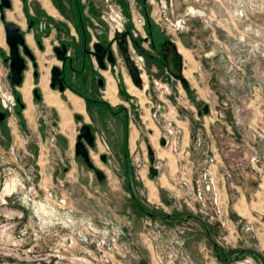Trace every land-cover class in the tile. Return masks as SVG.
Listing matches in <instances>:
<instances>
[{"label":"rangeland","instance_id":"374dc122","mask_svg":"<svg viewBox=\"0 0 264 264\" xmlns=\"http://www.w3.org/2000/svg\"><path fill=\"white\" fill-rule=\"evenodd\" d=\"M92 1L93 8L97 13L102 7L105 8L104 0ZM132 1L139 2V0H112V3L116 4V7H112L119 15H122V18L125 17L126 27L136 30L129 8ZM176 1L182 14L187 8L186 5L200 10L203 6L208 5L207 2L211 3V0ZM111 15L113 16L111 24L119 25L122 22L113 12ZM195 17L189 18L190 30L181 33L190 32L194 26L208 33V42L203 43L202 47L205 44L215 47L212 54L220 66L216 68L210 62L214 66L210 68L211 77L215 80L218 76L224 78L225 83L229 86L228 91L239 86L240 104L245 105L244 111L239 114L241 116L239 125L233 124L229 112L226 113L225 120L213 123L220 124L230 139H236L237 135L240 139L247 137L251 128L261 121L264 111V56L260 55V52L264 50V45L259 43L250 45L249 60L242 62L238 69L229 70V66L222 62L220 48H222L221 44L226 42L225 39L233 41V36L223 33L221 28L218 30L219 32L217 31L221 37L212 36L211 28L200 20V16L196 15ZM254 21L257 24L256 28L261 31L259 36L255 37L257 39L255 41L263 42L264 12H260ZM0 24L1 90L8 95L10 103H12L14 98L10 96L9 69L5 63L9 47L1 21ZM24 28H26L25 25ZM146 32L153 37L152 44L157 49L159 43L170 39L153 23L146 22ZM251 33L257 34V32ZM175 37L176 35L173 39ZM36 52L42 70V66L46 65L43 58L45 57L47 60L51 54L48 51L43 56L37 49ZM205 53V50L196 51L194 56L201 61ZM130 54L132 59L140 57L132 47ZM137 60L138 66L145 65L144 72L141 70L143 85L148 87L145 95H139V90L136 87L133 89L131 83L132 89L125 85L121 76L119 79L121 80V91L128 87L130 92L137 95L136 97L134 95V98H139L140 104L150 105V112L142 111V117L134 115L137 122H142L140 126L144 127L148 122L156 124L152 117L153 106L157 104L159 96L161 99L165 97L164 94L156 97L161 93V89H157L151 82L149 78L151 73L163 84L167 83L171 96L175 91V96H173L176 98L175 103L179 101V104H182V107L178 109L179 114H183L192 121V141L197 135L205 138L206 126H204L205 122L201 118V114L204 113L202 111L204 106H207L209 110L210 105L193 95L189 87L184 89L179 81L181 93L177 94L174 87L176 81L162 73L163 65L158 60L157 62L146 61L144 57ZM152 66L155 68H149ZM117 69L118 72L125 75L127 80L130 79L122 56L119 58ZM31 71H33V67L29 62L27 73L32 77L33 86L30 89V94L33 96L32 89L40 90V88ZM186 76L189 77L187 72ZM231 80H233L232 83ZM130 82H132L131 79ZM24 86L17 91L21 99L26 98L23 93ZM214 86L216 85L214 84ZM147 92L150 94L148 95ZM226 93H224L225 96ZM59 96L61 105L54 103L46 105L41 100L43 105L35 113L33 121L29 120L30 123L26 122L23 114L19 122L17 119L18 128L20 126L25 128L26 134L31 138L27 144L12 145L14 136L11 133L13 134L17 126L8 124L7 118L5 122H0V264H264L262 252L255 251L252 247V240L256 237V232L260 227L259 222L264 221V216L258 214L255 216V220L236 219L232 209L234 198L232 190H236L237 185L244 184L242 176L229 169L223 171L224 187H226L224 196L230 200L226 209L224 208L223 231L215 224L212 227L201 218L197 210H192L185 203V190L179 184L178 173L174 177V181L181 190L180 196L175 193H166L167 191L164 189L154 191L152 186H148L156 181V178L149 180L148 175L146 176L147 170L142 173V176H137L131 160L124 152V154H120L121 157H124L120 161L121 163L113 160L114 150L107 142L106 135L103 136V134L100 135L101 141L99 140L100 150L104 151L107 158L111 159L110 162L116 164L112 167L115 175L111 174V177L107 178L106 176L104 180L98 181L94 172L88 169L81 158L74 154L76 135L82 123L74 117L78 113L76 111L78 109L70 101L71 94H60ZM187 99L193 104L192 111L185 108L186 105L183 101H187ZM223 100H220L218 105L211 107L212 110L219 108ZM252 103L257 104L261 111L260 120L254 124L246 122L245 112L249 104ZM84 104L86 110L91 114V118L85 117L86 122H91L94 125V107L92 103L85 100ZM120 106L118 104L116 107L111 105L109 107L118 111L117 108ZM16 110H19L18 105L15 106ZM63 110L69 115L67 125L63 124ZM200 110L202 113L198 116ZM161 114L160 119L163 117L170 119L163 112ZM205 116H208L212 123L209 114ZM156 126L158 125L156 124ZM66 136L70 139L69 143ZM143 147L146 155L147 148L144 145ZM154 147H158L157 142H154ZM92 161L103 172L108 171L99 156L94 154ZM147 161L148 164L149 160L147 159ZM199 162L200 159H198ZM198 167L196 165L195 170ZM195 170L191 172L192 177ZM226 173H229L230 177H227ZM259 187H264V183H261ZM158 195L164 203L163 207L157 203ZM177 213H181V215H176ZM165 215L175 216V219H168ZM189 215L195 217L192 219L187 217ZM202 222L208 224L211 231H219L218 234L214 233L210 235L211 237L206 236L205 231H201ZM237 226H240L242 230V234H240L242 239L240 240L243 241L241 244L243 249L234 248L235 244L230 237L231 230ZM177 251L181 252V255L177 254Z\"/></svg>","mask_w":264,"mask_h":264},{"label":"crops","instance_id":"0c3cea01","mask_svg":"<svg viewBox=\"0 0 264 264\" xmlns=\"http://www.w3.org/2000/svg\"><path fill=\"white\" fill-rule=\"evenodd\" d=\"M22 27H24V25H22ZM207 35H208L207 32H204L201 28L194 26V28L188 33H179V35H177L173 39V43L175 44L177 48V52L181 57V61H182L181 73L184 76V78H186L189 89L192 91L193 95H196L197 98H200L203 102L209 104L210 107H214L220 103V100H223L225 96L224 93L228 91L229 86L225 83L224 78L218 76L217 79L215 80L210 75V73L212 72L210 70L211 66L215 65L216 68H219L220 66L217 63V61L214 59L212 54L214 53L215 47L207 46L206 44L203 45L202 47L203 43H205L206 41L208 42L209 37L207 38ZM26 40L29 47L33 50L37 59L38 56L36 52L37 48L31 33L26 34ZM45 44L47 49L46 52L49 51V53L51 54L49 43L46 41ZM200 50H205L206 52L203 55L201 61L196 59L195 58L196 56H194V53L196 51L199 52ZM46 52L42 53L39 51V53L40 54L42 53L43 56L44 54H46ZM43 60H44L43 62L46 65L42 66L43 69L41 70L40 69L41 64L37 59L39 65L38 68L40 70V78L37 83V86H39L43 98L41 100L43 103L45 102L46 105H48V103L61 105V102L59 100L60 93L58 91L52 90L49 86V81H50L49 67L51 64L54 63V60L53 58L50 60H46L45 57L43 58ZM210 62H212L213 65H211ZM149 68L154 69L155 67L152 66ZM27 70L25 71V78H24L25 86L23 88L24 97H26L25 99L23 98L25 107L22 111V114L26 122H29V120L33 121V117H35V113L40 109V107H42L43 104L41 100L37 101L33 99L34 97L32 96V94H30V89L33 86L32 83L33 81L31 75L27 73ZM162 71L164 75H167L172 80L176 81L174 87L176 93L180 94L181 88L180 85L178 84V80L174 79L167 72V69L165 67H163ZM186 72L189 74V77L186 76ZM119 74L117 76H113L110 75L107 71L104 72L106 87L104 89L103 98L111 106L116 107L119 104L123 106L125 110L124 112L116 111L115 113H113L106 110L102 106L99 105L93 106L94 107L93 118H95L94 121L95 124L93 125L91 122L90 124L92 126L93 132L96 135V148L94 150H91V159L94 154L99 156V158L102 154H104L103 153L104 151L102 152V150H100L99 140L101 139L100 136L101 134H103V136L106 135L105 138L107 142L111 145L112 149L114 150L113 160H115L117 163L122 161V159H124V157L120 156V154H122L123 152L130 159L131 155L136 151H140L141 154H145L143 150L144 148L143 145L146 146V148L147 146H150L155 153L154 165L158 168V175L155 177L156 181H154L152 184H149L148 187L152 186V189L154 191L157 189L159 190L164 189L165 191H167L166 193L169 194L175 193L177 196H180L181 190L178 188L176 182L174 181V177L178 172L176 157L172 152H170V150L166 145L165 146L160 145L159 141L162 138L160 128L156 126L154 122H148L144 125V127H141L140 123L142 122L141 121L137 122L136 117H134V115L141 116L144 111L146 113L150 112V105H146L147 103H145L144 105H142V103L140 104L139 98H134V95L135 97L137 95L134 94L133 92H130L131 90L128 87L123 89L124 91H121L122 90L120 86L121 83L118 84L120 80L118 78L122 77V80L125 83V85L129 86L131 89L132 86L133 89L134 87H136V89L139 90V95H145V92L147 91L148 87L143 85L142 88H138L137 86H134L133 82H130L131 78L127 80V78L123 73L119 72ZM130 83L132 84V86ZM142 84H144V81L142 82ZM214 84L216 86H214ZM19 89L21 90V87ZM238 91L241 92L239 89ZM67 94H71L70 101L72 102V104H74L75 108L78 109L76 111L78 113L84 114L86 117V108L83 98L77 96L76 94L70 92L69 90H66L63 93V95H67ZM147 94L149 95L150 92H147ZM162 94H164L165 96L163 99H161L159 96ZM158 96L159 98H157L158 100L157 103L160 104V111L166 114L171 120H173L178 126L182 128L183 148L185 150H188L192 144L191 119L187 118L183 114L182 115L179 114L178 109L182 107L181 106L182 104H179L178 101L175 103L176 98L173 97L175 96V91H173L172 96L170 94H165L163 92L157 94L156 97ZM189 102L188 99L187 101H183V103L186 105L185 108L189 109V111H192L193 104L191 102L190 104H188ZM144 108L145 110H143ZM245 112L247 116L246 122L248 123L254 124L257 121H259L261 118V111L259 109V106L255 103L249 104V107L245 110ZM204 114L205 115L208 114L206 113L201 114L202 115L201 118H203L205 122L204 126H206L205 140L216 157V164L214 165V171L218 177V180H220L219 184L223 195L226 193L225 190L226 187H224V177H223V171L225 169H229L236 172L237 174H239V176H242V179L244 180L243 185L239 184L237 185L236 190H232V196L234 197L232 201V209L234 215L237 217L236 219L244 218L247 220H255V216L258 214H262L264 216V187H259L257 172L249 161V157H250L249 149L241 144L240 138L237 137L239 135L236 136V139L235 138L230 139V136H228V134L223 130L220 124L213 122L211 123L208 119V116L206 117ZM68 116L69 115L67 114V112L63 110L62 117H63L64 125L68 124V119H69ZM96 116L97 117L99 116V118H97ZM198 116H200V114H198ZM7 121L8 124H12V125L15 124L13 125L14 127L17 126L16 124H18L17 121L11 119V115L10 117L9 116L7 117ZM11 121L13 122L11 123ZM144 132L146 133V135ZM26 133L27 132L25 131V128L21 126L18 128L17 126V128L14 129L13 134L11 133V135L14 136L11 143H14L18 146L23 145L24 143H23L22 135L23 134L27 135ZM67 140L69 143L70 139L68 138ZM154 142H157L158 147H154ZM183 158L186 164V176L190 178L191 172L195 170V166L197 165L199 158L194 154L193 155L186 154ZM110 160L111 159H109V157L107 158V156L105 162L101 160L103 164L106 165V167L108 168L107 172H109L107 173L102 171L104 173V179L106 178V176L107 178L111 177V174L115 175L113 174L112 167L115 166L116 164H113L112 162H110ZM147 175L148 172H146V176ZM156 200L158 201L157 202L158 205L163 207L164 203L159 198V195L157 196ZM228 201H230L229 198ZM192 214L195 213L192 212ZM193 217L195 216L191 215L190 218L193 219ZM259 225L260 227L256 232V237L252 240V247L255 251L262 252V255L264 256V221L259 222ZM213 226L214 225H212V227ZM201 231L204 232V229L202 227H201ZM218 232L219 231H212V235L214 233L218 234ZM240 234H242V230L240 229V226L234 227L230 232L231 240L235 244L234 248L237 249L239 248L243 249L241 248L242 247L241 244L243 243V241L240 240L242 239Z\"/></svg>","mask_w":264,"mask_h":264},{"label":"built area","instance_id":"2783aa9c","mask_svg":"<svg viewBox=\"0 0 264 264\" xmlns=\"http://www.w3.org/2000/svg\"><path fill=\"white\" fill-rule=\"evenodd\" d=\"M144 2L149 8L147 14L144 13L141 5L137 4L136 1H132L129 4L130 12L136 26L134 35H139L144 40L147 35L145 29L147 17L161 32L173 39L175 35L177 36L181 32L189 31L191 27V23H188L189 18L198 15L201 17L200 20L211 28L212 36L217 35L221 37L217 33L220 28L223 30V33H229V35L233 36V41L225 39L226 42L222 43V48H220L222 62L224 65L229 66V70L238 69L242 62L249 60L250 55L248 49L250 45H256L258 43L264 45V41H255V37L259 36L261 31L256 28L257 24L254 21L260 12H264V0H211V3L210 1L207 2L208 5L203 6L200 10L186 5L187 8H185L184 14L180 12L176 0H144ZM113 6L116 7V5ZM111 10L117 18L123 21L119 25L117 23H114V25L111 24L112 30H121L126 20L113 7ZM251 32H257V34L253 35ZM142 46L145 50H149L146 43H142ZM260 55L264 56V50L260 52ZM138 58H143V56H137ZM137 59H133L136 65ZM137 67L140 72L141 70L144 72L143 68L145 65L142 67L137 65ZM149 78L157 89H161V92L165 94L171 93L168 90L167 83L163 84L157 77L152 75ZM238 87L226 93L225 99L219 108L212 110L210 107L208 114L212 118V122L225 120L226 113L229 112L232 116L233 124H240L241 116L239 114L244 111L245 105L240 104L239 96L241 93L238 91ZM0 99L2 105L11 111L12 120L17 121V116L9 105L8 95L2 92ZM178 103L180 102L178 101ZM153 107L152 117L160 128L162 137L165 138L166 146L176 157L179 184L185 190V203L192 210H197L201 218L208 224H215L223 230L222 227L225 225L224 208L226 209L227 207L228 198L223 195L218 177L214 171V165L216 164L214 153L206 143L205 138L198 135L195 136L190 148L185 150L183 148L182 128L170 119L164 117L160 119L162 114L159 103ZM22 139L24 144L29 143L31 140L25 134L22 135ZM240 142L250 151L249 161L257 172L260 186L261 183H264V111L261 121L251 128L249 136L241 137ZM186 154H194L200 159V162H197V167H199L193 173L194 176L190 178L186 177V164L183 163V157ZM146 156L139 151L131 155L130 159L137 176H142L145 170L148 171L149 163L147 164L148 158ZM226 176L230 177V174L226 173ZM178 253L181 255V252L177 251Z\"/></svg>","mask_w":264,"mask_h":264},{"label":"flooded vegetation","instance_id":"af4514ba","mask_svg":"<svg viewBox=\"0 0 264 264\" xmlns=\"http://www.w3.org/2000/svg\"><path fill=\"white\" fill-rule=\"evenodd\" d=\"M9 1V8L3 7L0 9V14L2 12L4 14V20L0 19V21L3 23V26L5 21H11L19 27V30L23 35L25 45L34 56V58L31 60L23 53V50L20 47V53L25 59V68L22 73V82L17 86L11 84L9 78V52L7 57H5V63H7L9 69L8 80L9 86L11 88L10 96L14 98V102L12 103H10L9 99V105L11 106V110L17 116L18 122L20 118L15 111V106L18 105V102H20L22 113L25 104L23 99L20 97L17 98L15 94L18 93L17 91L20 90L19 88L25 83V71L28 69L29 62L32 63L33 78L37 82L40 78L39 70H37L39 65L33 50L27 43L26 34H32L36 48L42 53H45L47 50L45 42L47 41L49 43L51 56L49 55L47 60L52 58L54 60V63L49 67V86L52 90L58 91L60 94H63L66 90H69L70 92L83 98V100L92 103L93 106H102L106 110L113 113H115L116 110H114V108H110V105L108 106L109 103L103 98L104 89L106 87L104 72L107 71L113 76H117L119 74L117 64L119 62V58L122 55L118 46V42L120 41L118 34L123 32L127 33L125 39L127 41L129 53L132 47L135 52L143 56L146 61L151 60L157 62L158 60V62L162 65L163 59L160 54L161 50L163 49L162 43L165 40H170L173 42L171 38L165 39L163 42L159 43L157 49L152 44L153 37L151 34L148 33L145 37L146 39L144 40L143 37L134 35V29H130L128 26L126 27L125 23L123 24L121 30L113 31L111 27V8L116 4L112 3V0H106L105 3H103L105 8L102 7L99 13L94 10V3L92 0ZM137 4L141 5L143 11L145 10V7L148 8L144 0H139V2L137 1ZM148 12L149 8L147 13ZM22 25H25L26 28L22 27ZM142 43H146L149 47V50H145L142 46ZM97 44L100 45L99 51H97ZM63 47H65V51H63ZM62 52L64 53L62 54ZM96 52L101 55L104 67H101L99 64L96 57ZM111 59L114 60L113 63L111 62ZM55 66L59 69L60 74L58 78L62 79V84L64 86L62 91L59 90L58 81L54 87H51L52 68ZM141 75L142 73L140 72V76ZM150 75L152 74L150 73L149 77ZM120 83L121 81L119 80L118 84ZM1 87L2 84L0 83V96L3 92ZM32 93L35 100L40 101L42 99L41 92L38 88H33ZM0 103V112L3 114L2 120H0V122H3L7 116L10 117L11 111L2 105L1 99ZM117 109H119V112H124L125 110L123 106H120ZM86 116L91 118V114L87 110ZM74 117L78 122H82L80 127L84 123L90 125L91 132L94 134L96 142V135L93 132L91 124L86 122L85 115L82 113H77L74 115ZM95 148L96 146L91 150H94Z\"/></svg>","mask_w":264,"mask_h":264},{"label":"water","instance_id":"95a60500","mask_svg":"<svg viewBox=\"0 0 264 264\" xmlns=\"http://www.w3.org/2000/svg\"><path fill=\"white\" fill-rule=\"evenodd\" d=\"M3 7L9 8L10 7V1L9 0H0V9ZM0 19L4 20V14L3 12L0 14ZM4 31H5V39L6 43L9 47V68H10V82L13 85H19L22 82V73L25 68V59L20 53V47L23 50V53L30 58L31 60L34 58L28 47L25 45L24 38L22 33L19 30V27L11 22V21H5L4 22ZM120 41L118 42L119 50L121 52V55L123 57L125 66L128 70V73L130 75V78L135 86L138 88H142V77L140 76L139 69L137 65L132 60L128 46L126 41V35L127 33L123 32L118 34ZM100 45L97 44V51H99ZM163 49L161 50L160 54L163 59V65L167 69V72L176 80H178L184 88L188 87V82L182 75V61L181 57L177 52V48L173 42L170 40H165L162 43ZM63 51H65V47H63ZM64 52H62L63 54ZM62 57V56H60ZM96 57L101 65V67H104V64L102 63L101 55H99L98 52H96ZM111 62L113 63L114 60L111 59ZM59 69L58 67L52 68V83L51 87H54L58 81L59 84V90H63L64 86L62 84V79H59ZM36 92V91H35ZM204 113L208 112V107L204 106L203 110ZM202 111L200 110L198 114H201ZM3 114L0 112V120H2ZM161 146H165L166 141L165 138L162 137L159 141ZM96 146L95 142V136L91 132L90 125L87 123H84L80 129L79 133L77 135V139L74 145V153L77 157H80L83 163L86 165V167L90 170H92L97 178L98 181H101L104 179V173L102 170H100L92 161L90 150L93 149ZM147 158L149 160V168H148V178L153 179L158 175V168L154 165L155 160V153L154 150L147 146ZM100 159L102 161H106V155L102 154L100 156Z\"/></svg>","mask_w":264,"mask_h":264},{"label":"trees","instance_id":"16d2710c","mask_svg":"<svg viewBox=\"0 0 264 264\" xmlns=\"http://www.w3.org/2000/svg\"><path fill=\"white\" fill-rule=\"evenodd\" d=\"M147 11H148V8L145 7L144 13L147 14ZM147 22H148V24H150V23L152 24L151 20H150L148 17H147ZM153 25H154V24H153ZM187 88H188V87H187ZM15 96H16L17 98H19V96H18L17 93L15 94ZM18 107H19V110H16V113H17V115L19 116V118H20V120H21V115H22V113H21V109H22V107H21V105H20V102H18ZM3 122H5V120H4ZM1 123H2V122H1ZM176 215H181V213H177ZM165 217L168 218V219H175V216H168V215H165ZM187 217H191V216L189 215V216H187ZM176 219H177V218H176ZM201 225H202V227H203V229H204V231H205V233H206V236L211 237L210 235H212V231H211V229L209 228L208 224L202 222Z\"/></svg>","mask_w":264,"mask_h":264}]
</instances>
